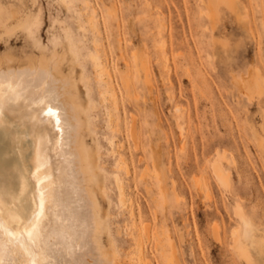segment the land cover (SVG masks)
Segmentation results:
<instances>
[{
  "label": "rangeland",
  "instance_id": "rangeland-1",
  "mask_svg": "<svg viewBox=\"0 0 264 264\" xmlns=\"http://www.w3.org/2000/svg\"><path fill=\"white\" fill-rule=\"evenodd\" d=\"M88 1L0 0L32 19L31 36L19 28L0 36V54L26 62L41 53L40 39L48 54H64L83 104L95 102L86 143L100 153L97 199L116 244L101 230L103 248L117 264H249L234 247L242 208L252 264H264V0H237L236 13L221 4L217 20L206 0ZM92 11L97 27L87 20ZM69 31L77 56L65 46ZM92 54L109 75L99 74ZM216 159L227 186L214 173Z\"/></svg>",
  "mask_w": 264,
  "mask_h": 264
},
{
  "label": "bare ground",
  "instance_id": "bare-ground-1",
  "mask_svg": "<svg viewBox=\"0 0 264 264\" xmlns=\"http://www.w3.org/2000/svg\"><path fill=\"white\" fill-rule=\"evenodd\" d=\"M206 2L213 20L218 19L221 4L235 13L238 8L237 0ZM12 17L17 18V25H12ZM237 17L242 18L239 14ZM87 20L97 27L93 11L87 14ZM31 21V14L16 16L0 4L1 38L11 37L18 28L31 36ZM67 38L65 46L77 56L71 32ZM34 42L41 53L29 55L26 62L10 52L0 54V264H113L116 258L111 256L115 252L103 248L100 241V232L104 234L105 230L108 245H114L110 219L106 220L103 213L106 208L102 209L97 199V190L103 187L100 153L93 147L96 144L92 148L86 143L87 134L94 130L91 110L95 102L83 104L75 90L77 78L72 80V74L64 72L63 53L54 51L50 55L40 39ZM92 55L99 74L109 75L107 63ZM253 83L263 89L259 78L255 77ZM126 85L130 86L128 79ZM108 90L116 99V89L110 82ZM132 132L138 139L135 123ZM260 145L264 148V137ZM213 170L222 185L227 186L229 174L217 159ZM116 178L120 201L124 203L122 181L118 174ZM237 214L243 227L233 231L234 247L239 256L252 264L248 245L252 242L251 220L242 208L237 209ZM143 241L140 234L137 247L141 261L147 258Z\"/></svg>",
  "mask_w": 264,
  "mask_h": 264
}]
</instances>
